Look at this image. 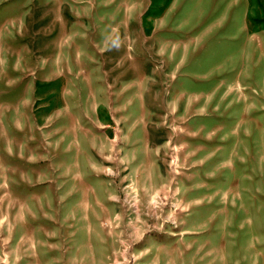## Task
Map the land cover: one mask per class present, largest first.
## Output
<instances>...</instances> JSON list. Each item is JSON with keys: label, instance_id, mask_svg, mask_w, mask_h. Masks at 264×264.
<instances>
[{"label": "rangeland", "instance_id": "1", "mask_svg": "<svg viewBox=\"0 0 264 264\" xmlns=\"http://www.w3.org/2000/svg\"><path fill=\"white\" fill-rule=\"evenodd\" d=\"M0 264H264V0H0Z\"/></svg>", "mask_w": 264, "mask_h": 264}, {"label": "clouds", "instance_id": "2", "mask_svg": "<svg viewBox=\"0 0 264 264\" xmlns=\"http://www.w3.org/2000/svg\"><path fill=\"white\" fill-rule=\"evenodd\" d=\"M120 43L121 42H120L119 37L114 38V39H110V49L109 50H111V49H119Z\"/></svg>", "mask_w": 264, "mask_h": 264}, {"label": "crops", "instance_id": "3", "mask_svg": "<svg viewBox=\"0 0 264 264\" xmlns=\"http://www.w3.org/2000/svg\"><path fill=\"white\" fill-rule=\"evenodd\" d=\"M153 156H154V154H153ZM73 165H75V164H73ZM74 172V171H73ZM83 174H85V172H83ZM73 175H74V173L72 174V177H73ZM91 178H93V177H91ZM90 181H89V183H88V185H91V187H92V185H93V183H95L96 181L94 180V179H89ZM73 184V183H72ZM94 188V187H93ZM75 195H72V198L74 197ZM79 203H73L72 202V209H77V205H78ZM42 262H45V259H43L42 258Z\"/></svg>", "mask_w": 264, "mask_h": 264}]
</instances>
